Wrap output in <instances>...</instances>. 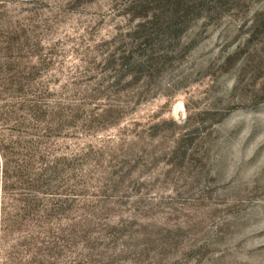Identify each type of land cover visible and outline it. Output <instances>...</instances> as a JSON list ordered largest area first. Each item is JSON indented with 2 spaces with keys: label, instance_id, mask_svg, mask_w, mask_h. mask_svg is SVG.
<instances>
[{
  "label": "rangeland",
  "instance_id": "374dc122",
  "mask_svg": "<svg viewBox=\"0 0 264 264\" xmlns=\"http://www.w3.org/2000/svg\"><path fill=\"white\" fill-rule=\"evenodd\" d=\"M0 141V264H264V0H0Z\"/></svg>",
  "mask_w": 264,
  "mask_h": 264
},
{
  "label": "trees",
  "instance_id": "16d2710c",
  "mask_svg": "<svg viewBox=\"0 0 264 264\" xmlns=\"http://www.w3.org/2000/svg\"><path fill=\"white\" fill-rule=\"evenodd\" d=\"M19 93L21 92V91H18ZM17 96V95H16ZM14 98H15V95H14ZM3 101H5V100H3ZM7 101V100H6ZM6 149H8L6 146H4V144H2V142L0 141V156H1V158L3 159V160H5L6 159V156H5V154H6Z\"/></svg>",
  "mask_w": 264,
  "mask_h": 264
}]
</instances>
